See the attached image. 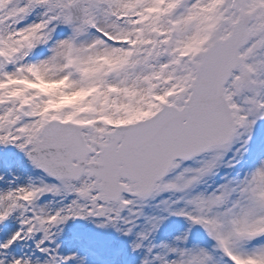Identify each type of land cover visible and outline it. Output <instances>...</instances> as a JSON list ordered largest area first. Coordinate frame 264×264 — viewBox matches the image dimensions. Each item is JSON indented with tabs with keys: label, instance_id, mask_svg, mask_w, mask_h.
I'll use <instances>...</instances> for the list:
<instances>
[{
	"label": "snow or ice",
	"instance_id": "obj_1",
	"mask_svg": "<svg viewBox=\"0 0 264 264\" xmlns=\"http://www.w3.org/2000/svg\"><path fill=\"white\" fill-rule=\"evenodd\" d=\"M0 264H264V0H0Z\"/></svg>",
	"mask_w": 264,
	"mask_h": 264
}]
</instances>
